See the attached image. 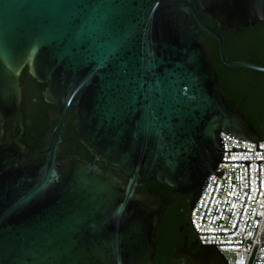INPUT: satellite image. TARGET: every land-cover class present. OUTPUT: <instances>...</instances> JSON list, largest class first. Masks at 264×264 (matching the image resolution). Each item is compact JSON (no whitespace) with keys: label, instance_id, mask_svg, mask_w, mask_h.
Instances as JSON below:
<instances>
[{"label":"water","instance_id":"95a60500","mask_svg":"<svg viewBox=\"0 0 264 264\" xmlns=\"http://www.w3.org/2000/svg\"><path fill=\"white\" fill-rule=\"evenodd\" d=\"M263 24L264 0H0V264H156L172 192L193 209L222 162H258L261 187L263 161H222L250 151L224 150L222 131L264 149L204 33L225 65L264 72L229 58L221 32ZM27 74L43 90L37 116ZM71 114L93 161L58 158ZM50 131L47 157L30 160ZM189 258L227 264L215 245Z\"/></svg>","mask_w":264,"mask_h":264},{"label":"trees","instance_id":"16d2710c","mask_svg":"<svg viewBox=\"0 0 264 264\" xmlns=\"http://www.w3.org/2000/svg\"><path fill=\"white\" fill-rule=\"evenodd\" d=\"M207 22L214 26L213 22L206 17ZM221 31V30H220ZM227 40L226 52L229 58H242L252 60L257 63L264 64V24L250 26L240 32L221 31ZM204 37L214 53V65L219 74L221 85L230 94V96L241 105L242 112L246 118L255 126L261 136H264L262 127L264 125V72L255 71L239 66H227L221 60L219 54V41L217 38L204 33ZM26 92L28 94L25 104L26 114L37 116L39 109L36 108L40 103H43L42 87L38 85L30 74H27L25 79ZM49 108L50 120L60 119L61 108L56 105ZM74 115L71 114L69 121L63 132V141L60 144L58 158L65 156L68 153H76L94 160L93 155L81 143L75 134L72 122ZM34 123L32 117L25 118V125L32 126ZM57 124V121H54ZM20 131V128H16ZM16 135V132L13 133ZM52 131L46 134V138H42L40 146L36 153H33L29 158L34 161L36 159L46 158L47 153H39L46 151L50 143ZM30 137L39 139L37 132H33ZM39 153V154H38ZM37 154V155H36ZM173 201L167 204V209L161 219L160 227L156 237L159 240L157 246L155 262L162 264L164 259L172 254L174 248L178 245H188L197 251L201 245L198 235L195 232L190 220V200L191 195H182L172 192ZM198 242V243H197Z\"/></svg>","mask_w":264,"mask_h":264},{"label":"built area","instance_id":"2783aa9c","mask_svg":"<svg viewBox=\"0 0 264 264\" xmlns=\"http://www.w3.org/2000/svg\"><path fill=\"white\" fill-rule=\"evenodd\" d=\"M220 135L224 150H250L221 151L222 161H263L261 187L258 162H250L249 166L245 162L219 163L216 171L224 172L223 176L212 173L208 177L197 205L191 209L194 225L190 212L192 226L201 244L215 245L227 264H264V150H257V142L225 131ZM261 139L259 149H264V136Z\"/></svg>","mask_w":264,"mask_h":264},{"label":"flooded vegetation","instance_id":"af4514ba","mask_svg":"<svg viewBox=\"0 0 264 264\" xmlns=\"http://www.w3.org/2000/svg\"><path fill=\"white\" fill-rule=\"evenodd\" d=\"M264 118V114L262 115ZM187 196V195H186ZM200 247V245H198ZM196 252L188 245H178L174 248L172 254L168 255L162 264H193L189 255Z\"/></svg>","mask_w":264,"mask_h":264}]
</instances>
